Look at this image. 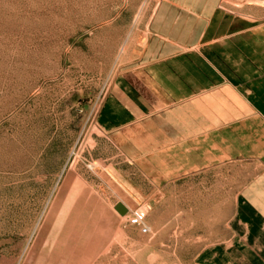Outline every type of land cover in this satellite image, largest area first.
Here are the masks:
<instances>
[{
  "label": "rangeland",
  "instance_id": "1",
  "mask_svg": "<svg viewBox=\"0 0 264 264\" xmlns=\"http://www.w3.org/2000/svg\"><path fill=\"white\" fill-rule=\"evenodd\" d=\"M153 2L0 0V264H225L206 252L230 211L151 184L96 126Z\"/></svg>",
  "mask_w": 264,
  "mask_h": 264
},
{
  "label": "crops",
  "instance_id": "2",
  "mask_svg": "<svg viewBox=\"0 0 264 264\" xmlns=\"http://www.w3.org/2000/svg\"><path fill=\"white\" fill-rule=\"evenodd\" d=\"M123 56L99 134L151 184L230 211L206 258L264 264V0H154Z\"/></svg>",
  "mask_w": 264,
  "mask_h": 264
},
{
  "label": "built area",
  "instance_id": "3",
  "mask_svg": "<svg viewBox=\"0 0 264 264\" xmlns=\"http://www.w3.org/2000/svg\"><path fill=\"white\" fill-rule=\"evenodd\" d=\"M143 215H144L143 211L138 213L133 211L131 214H128L126 219L131 224L139 225L141 230L145 231L147 229V226L143 221Z\"/></svg>",
  "mask_w": 264,
  "mask_h": 264
},
{
  "label": "water",
  "instance_id": "4",
  "mask_svg": "<svg viewBox=\"0 0 264 264\" xmlns=\"http://www.w3.org/2000/svg\"><path fill=\"white\" fill-rule=\"evenodd\" d=\"M116 208L120 211V212H124L126 210V207L122 204V203H118L116 205Z\"/></svg>",
  "mask_w": 264,
  "mask_h": 264
},
{
  "label": "bare ground",
  "instance_id": "5",
  "mask_svg": "<svg viewBox=\"0 0 264 264\" xmlns=\"http://www.w3.org/2000/svg\"><path fill=\"white\" fill-rule=\"evenodd\" d=\"M135 212H137V213H138V212H141V211H135ZM127 216H128V214H126V218H127Z\"/></svg>",
  "mask_w": 264,
  "mask_h": 264
}]
</instances>
